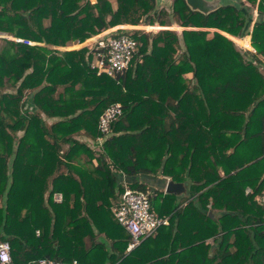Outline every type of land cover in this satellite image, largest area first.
Wrapping results in <instances>:
<instances>
[{
    "label": "trees",
    "instance_id": "obj_1",
    "mask_svg": "<svg viewBox=\"0 0 264 264\" xmlns=\"http://www.w3.org/2000/svg\"><path fill=\"white\" fill-rule=\"evenodd\" d=\"M247 1L256 0L204 13L185 0H173L170 12L157 10L155 0H115V8L111 0H0V33L9 35L0 47V241L10 243L12 264L43 256L90 264H264V210L256 198L264 191V0L252 24ZM174 23L184 28H170ZM117 24L159 26L115 31L139 42L118 78L91 67L86 47L59 48ZM220 31L243 45L250 33L255 51ZM114 102L122 114L98 144L100 114ZM83 151L97 159L93 169L70 162ZM199 156L205 171L218 157L235 159L225 175L191 181L203 207L211 199L227 210L212 218L197 208L196 195L180 205L173 193L153 191L151 206L168 224L127 251L130 235L112 211L124 188L117 173L161 172L178 181L201 167ZM54 192L62 194L59 202ZM190 216L196 222L185 229Z\"/></svg>",
    "mask_w": 264,
    "mask_h": 264
},
{
    "label": "built area",
    "instance_id": "obj_2",
    "mask_svg": "<svg viewBox=\"0 0 264 264\" xmlns=\"http://www.w3.org/2000/svg\"><path fill=\"white\" fill-rule=\"evenodd\" d=\"M136 26L126 27L124 24H117L96 34L87 37L79 44L86 46L92 54L94 60L93 67L97 72H105L112 77L118 78L128 69L137 51L139 42L131 36L129 31L115 33L118 29H127ZM146 28L147 27H142ZM158 27L151 25L150 30H157ZM16 40L33 43V41L21 37H13ZM122 114V105L119 102L109 104L100 114L98 128L101 135L97 137L98 144H101L105 136L110 132V124L113 119ZM246 193L250 192V187H246ZM148 189L141 190L133 188L128 184L124 185L118 201L112 206V211L117 221L129 233L130 239L126 250L134 248L145 237L156 232L159 226L167 224L169 219L166 215H160L155 211L150 203ZM264 210V191L257 197ZM62 194L55 193V200L60 201ZM11 246L7 240L0 241V264H12ZM19 264H90L81 263L78 259L73 258L70 261L54 259L50 257H38L20 262Z\"/></svg>",
    "mask_w": 264,
    "mask_h": 264
},
{
    "label": "crops",
    "instance_id": "obj_3",
    "mask_svg": "<svg viewBox=\"0 0 264 264\" xmlns=\"http://www.w3.org/2000/svg\"><path fill=\"white\" fill-rule=\"evenodd\" d=\"M91 1H94V0H91ZM257 16V13L256 15L252 12V19H251V24L253 23V20L256 18ZM126 25V24H124ZM224 34H226L227 36L231 37L232 39H235V37H238V36H234V35H231L229 34L228 32H225V31H222ZM244 36H248L249 37V42H250V34H246ZM242 36V37H244ZM80 42H71L67 45H64V46H59L60 49H79V48H82V47H86V46H83L81 47V45L79 44ZM250 44V43H249ZM248 48H250V45L249 46H246ZM87 48V47H86ZM88 49V48H87ZM89 50V49H88ZM90 52V50H89ZM92 54H91V60H90V66L93 67V63H94V60L92 59ZM264 65V64H263ZM192 73L191 72H186L184 73V76L187 77V79H190ZM215 133V131H214ZM228 133V132H227ZM228 135V134H227ZM87 137V136H86ZM82 139H85V136L82 137ZM213 141V137L210 139V142L212 143ZM209 142V143H210ZM88 143L89 144H92V142L90 141V139H88ZM100 146V145H99ZM94 150H98V147L97 146H94L93 147ZM225 153L224 154H218V156H222V155H225L227 156L228 153H230L232 151L233 148V143L231 145H228L226 144V148H225ZM209 156H212L213 153L209 152V151H206L204 150ZM183 153L179 152V155L181 156ZM87 155L85 154V152L83 151V153H81V155L79 157H74L70 160V162L72 163H85L89 169H93V167L97 164V159L96 158H92L90 161L86 159ZM201 157L200 159L203 160V164L201 165V167L199 169H194V174L193 176L191 177L187 172H184L185 174V177L184 179L182 180H178V181H184L186 182V185H187V191L184 193H181L180 195H175V197L179 200L180 202V205H185V203L193 196V195H196L195 197H193V200L196 201V203L198 204L197 205V208L199 210H202L204 211L206 214H209L212 218H218V216L221 214V213H224L227 209L225 207H213L211 205V199L206 203V206L203 207L197 200H198V196H197V192L193 191L191 189V186H193L194 184L191 182V181H196L197 179L200 180V181H203L204 179L206 178H210L214 175H220V176H223L225 175L224 173V170L229 167V166H233L235 163V159L234 161H231V160H227L225 162V156L224 157H218V160L215 164V167H212L209 171H205L203 169V165H206V159H204L202 156H199ZM189 165V163H188ZM164 173H161V172H158L157 174H154V173H138V174H135V175H127L126 173L124 172H119L117 173V177H118V181L120 182V184L123 183V185L125 184H134V183H137V184H144L145 185V188L150 190L151 192L155 191V192H160L162 191L163 193H165V185H166V181L168 179H172V177L169 175V174H165L163 175ZM194 179V180H193ZM198 182H196L197 184ZM129 185V186H130ZM133 187V186H132ZM197 199V200H195ZM192 212V211H190ZM194 217H196L195 213H192ZM194 219L193 217L190 216V218L188 217H185L184 218V224L182 223V226L185 228V229H189L190 226H191V223H195L196 220H192ZM168 224V223H167ZM206 241H209L213 246L215 243H213V240H212V237H208V238H205Z\"/></svg>",
    "mask_w": 264,
    "mask_h": 264
},
{
    "label": "water",
    "instance_id": "obj_4",
    "mask_svg": "<svg viewBox=\"0 0 264 264\" xmlns=\"http://www.w3.org/2000/svg\"><path fill=\"white\" fill-rule=\"evenodd\" d=\"M185 2L191 9L207 13L221 5L230 3L239 5L240 0H185ZM165 191L175 195H180L183 192L185 193L187 191L186 182L168 179L166 181Z\"/></svg>",
    "mask_w": 264,
    "mask_h": 264
},
{
    "label": "rangeland",
    "instance_id": "obj_5",
    "mask_svg": "<svg viewBox=\"0 0 264 264\" xmlns=\"http://www.w3.org/2000/svg\"><path fill=\"white\" fill-rule=\"evenodd\" d=\"M95 1V0H94ZM112 1V6L115 8L116 7V2H115V0H111ZM172 1L173 0H155V8L157 9V10H159L161 7H164V8H166V10L167 11H171V4H172ZM246 1V0H245ZM257 1L258 0H256L255 1V3L252 5L251 3H249L248 1V4H251L252 5V12L256 15V13H257V15H258V10H257ZM176 18L177 16L174 14V15H172V18ZM155 23H157V22H155ZM155 23H153V24H155ZM157 25V24H156ZM126 27H130V26H126ZM142 27H145V25L144 26H141V27H132V28H127V29H135V28H142ZM147 27V29L146 28H142V29H144L145 31H151L150 30V27L149 26H146ZM156 27H158L159 28V26H155V28ZM170 28H172V29H176V30H178V31H180L181 29H183L184 27H181L179 24H176V23H174V24H172L171 26H169ZM204 29H206V28H204ZM209 31H208V34H207V36L208 37H210V36H212V34H213V30H217V28H214V27H212V28H207ZM249 29H251V25H250V28ZM222 34H224L222 31H220ZM248 34H250V33H248ZM225 36H227L226 34H224ZM3 36H6V37H8L9 35H7V34H5V33H0V47H1V45L3 44V39H2V37ZM228 38H230V39H232L231 37H229V36H227ZM236 44H238L240 47H242V48H247V49H250V50H252V51H255V48L252 46V44H251V40H250V42L248 41V43H247V45L249 46L250 45V48H248V47H246L247 45H243V44H240L239 43V41L238 40H235V39H232ZM250 43V44H249ZM261 70L263 71V67H261ZM183 76H184V74H183ZM184 78H185V76H184ZM187 78V77H186ZM90 146H92V149H94L93 147V145L92 144H90ZM95 146H97L98 148H99V146L98 145H95ZM96 151H99V150H96ZM145 156H147V157H150V158H152V155L150 154V153H146L145 154ZM137 174V173H136ZM163 175H165V174H163ZM55 193L56 192H54L53 193V199L55 200ZM59 202V201H58ZM114 205V204H113ZM36 233H39V231L38 230H36ZM87 239H88V237H86Z\"/></svg>",
    "mask_w": 264,
    "mask_h": 264
}]
</instances>
